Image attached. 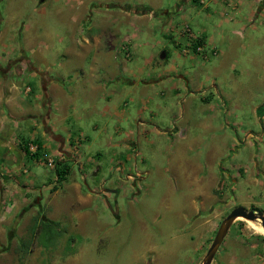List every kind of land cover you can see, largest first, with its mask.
I'll list each match as a JSON object with an SVG mask.
<instances>
[{
  "label": "crops",
  "instance_id": "obj_1",
  "mask_svg": "<svg viewBox=\"0 0 264 264\" xmlns=\"http://www.w3.org/2000/svg\"><path fill=\"white\" fill-rule=\"evenodd\" d=\"M44 1L40 0L39 3ZM70 1H76L78 6H85L88 3L83 0ZM89 1H91L90 7L106 8L108 11L118 10L123 15V19L130 18L131 25L142 21L145 16L157 19L168 27L164 36L172 38L175 33L178 40L175 41V48L171 53L163 49L157 57L152 55L149 60L145 59V64L147 63L145 67L138 66L131 70L126 66V56L120 60V63L116 62L120 58L118 53L114 54V51L116 49L125 51L128 48L117 47L115 44L117 38L113 32L102 33L100 38L88 36L82 40L85 45L92 44L96 47L103 44L108 53L96 50L90 59L87 75L79 67L54 73L51 69L54 65L69 66L73 62H80L82 57L76 55L74 59L60 60L52 55L53 53L46 55L50 46L47 43L48 38H43L45 33L41 35L40 26H37V33L34 31L35 27H27L26 30L22 28L16 32L6 28L1 29L0 19V44L5 45L3 40L7 38V31H13L14 34L7 40L13 49L11 51L16 53L14 56L0 54V176L3 177L0 179V264H72L70 260L76 254V251L68 252L67 255H63V252H67L65 248L71 239L70 233L79 230L65 231L66 233L56 244L45 247L34 237L32 225L35 220H44V218L60 223L61 227H67L68 225L63 221H71L72 218L82 222L89 214L79 213L78 210L91 205V196L89 194L81 196L78 185L71 184L73 186L70 188L75 190L77 198L58 199L57 195L62 187L55 177L43 189H34L37 190L38 195L32 202L28 197L29 184L9 183L11 179L20 176L19 172L25 167L26 159L35 163L42 162L54 173L56 164L60 162H66L70 167L72 164L76 165L81 173L89 172V167L94 164H96L95 171H100L96 161L81 151L83 144L89 141L88 136H84L79 127L73 129V124L70 122L72 115L78 109L77 82L74 76H87V81L90 80L91 85L90 83L87 85L85 81L81 82V85L85 88L83 93L89 96L87 99L92 108H95L98 98L94 93L102 92L99 95L101 111L98 113L108 115L111 119L109 122L107 120L100 129L94 126L96 135L105 134L109 148L117 147L128 151V153L120 152L121 159L112 160V164H117L114 170L122 173L124 178L113 182L114 190H101L99 195L108 197L113 192L118 193L119 191L115 190L121 189L123 184L129 182L134 186L138 180L144 179L142 174L149 172L137 170L135 164L138 177L129 173L132 160L140 155L138 146L141 141L153 144V140L149 138L151 134L166 136L170 129L162 130L151 114L149 117H143V112L135 107L125 111L122 106L126 104V98H129L132 106L153 105L163 112L165 108L157 104L151 95L156 93L157 86L164 83L185 110L181 118L183 127L180 130L175 128L172 131L174 134L177 135L183 129L185 133L193 125L199 126L200 132L216 131L219 128H214L215 121L218 122L222 118L225 126H221L220 130L232 126L230 130L235 133V137H228V142L222 139L223 136L215 140L212 138L214 143L205 155V163L200 161V151L197 156L187 158L184 162L185 180L188 187L193 190L191 206L197 204V200L201 206L202 199L208 195L213 199L210 204L213 206L209 205V209L197 210L193 207L188 215L197 222L195 231L202 240V247L209 234L215 229L212 214H216V210L224 211L226 205H231V200L226 202L223 197L226 190L233 197L236 189L249 188L248 184L264 188V92L249 86H241L240 75L249 77L250 70L241 69L240 73H237L235 62L223 70L224 62L228 58L227 56L224 58L225 53L219 52L217 48L225 43L233 45V42L224 36L225 31L222 29L224 26L231 28V34L240 36L241 31H245V24L264 20V0H208L209 5L205 0H174L175 4L168 9H161L160 1L153 3L151 0ZM210 3L214 7L228 8L235 15L228 20H221L215 26L212 25L213 30L211 29L210 33L201 26L195 34L191 31L185 33V30H176L174 23L178 16L187 22L188 12L195 17L205 11L217 12V9L212 10ZM125 5L146 8L148 13L127 12L122 9ZM239 25V30H236V26ZM135 31L131 36H125L123 42L139 40L143 31L138 32L137 28ZM69 41L71 45L78 44V39L73 37ZM197 41H201V44L195 48ZM35 43L43 44L44 49L33 51L32 47ZM200 46L202 49L198 50ZM133 48L135 51L139 50L136 44ZM210 55L217 57L211 59ZM200 72L205 74V80L201 81L198 78L197 73ZM253 73L256 74L255 71ZM225 76L227 80L224 79ZM205 81H210V84H205ZM263 83L264 81L260 83L261 87H264ZM138 91L145 92L140 96ZM194 99L198 101L194 102ZM143 110L148 111L145 107ZM197 110L199 114L198 112L196 114ZM132 111L136 112L138 119L130 124L127 123L128 129H121L120 122L127 120L126 116ZM239 130L243 132L240 137ZM119 135L123 138L120 137L116 141ZM35 141L40 144V150L37 149ZM26 147L30 152L29 156L25 153ZM228 150L231 152L230 155L227 154ZM36 152L38 157H32ZM227 156L229 157L225 159ZM250 164H255L256 170L252 169ZM25 171L23 169L22 172ZM46 189L51 192L52 199H45L42 192ZM6 194L18 196L8 202L4 199ZM215 206L221 208L213 209L214 211L209 213ZM248 206L250 210L261 211L264 214V210L257 203H249ZM25 216L27 221L23 223ZM252 227L262 233V228L255 225ZM228 235L229 231L225 238ZM222 245L223 242L220 249ZM259 245H264L262 234L250 228L236 230L225 244L228 247L219 252L221 253L219 260H213L211 264H246V261L239 262V259L249 255V248ZM147 253L149 254V250ZM148 254H145L139 264H155ZM260 260L264 264V254L260 255ZM253 263L251 261L249 264Z\"/></svg>",
  "mask_w": 264,
  "mask_h": 264
},
{
  "label": "rangeland",
  "instance_id": "obj_2",
  "mask_svg": "<svg viewBox=\"0 0 264 264\" xmlns=\"http://www.w3.org/2000/svg\"><path fill=\"white\" fill-rule=\"evenodd\" d=\"M39 1L0 0L1 29L6 28L18 32L22 28L26 30L27 27H35L34 31L37 33V26H40L41 35L45 33L43 38H48L47 43L50 46V50H47L46 55L53 53L52 55L57 56L60 60L64 58L74 59L76 55L82 57L80 62H73L69 66L63 67L64 64L62 66L61 64L54 65V67H51L54 73L79 67L87 75L90 59L96 53V50L108 53L103 44L96 47H93L92 44L90 46L85 45L82 40L88 38V36L100 38L102 33L113 32L117 38L115 42L117 47L126 46V49L128 48L125 51L123 49L114 51V54L118 53L120 58L116 62L120 63V60L126 56V66L131 70L138 66L145 67L147 65L145 59L149 60L152 55L157 57L163 49L171 53L175 48V41L178 40L175 33L172 38L165 37L164 34L168 31V27L157 19L145 16L142 21H137L134 25H131L130 18L128 20L123 19V15L118 10L108 11L106 8L90 7L91 1L89 0H83L85 3L88 2L85 6H78L76 1L70 0H67V2L65 0H45L43 3H39ZM126 1L130 2L131 0ZM151 1L153 3L160 1L161 9L172 8V5L175 4L174 0ZM205 2L209 5L208 0H205ZM210 7L212 10L217 9V12L207 13L205 11L196 17L188 12L186 14L189 17L187 22H184L183 18L178 16L174 23L176 30H187L189 28L188 30L195 34L201 26L210 33L213 30L212 25L215 26L221 20H228L235 15L233 11L222 6L214 7L210 3ZM207 14L210 15L207 16ZM239 27L240 25L236 26V30H239ZM136 28L138 32L143 31L142 37L136 41L126 40V42H123L125 36H131L136 32ZM229 28L224 26L222 29L225 31V38L231 40L233 45L225 43L217 47L219 52L225 53L224 58L226 56L228 58L224 62L223 70L227 66L230 67L234 62L236 63L237 73H240L241 69L250 70L251 75L249 77L240 75L241 86H249L264 92V87L260 86V83L264 81V20H257L254 24H245V31H241L240 36L231 34V28ZM13 34V31H7V38L3 40L5 45L0 44V54L16 55L15 52L11 51L13 49L7 40ZM71 37L78 39V44L71 45L69 41ZM135 44L139 46V50H134ZM39 49H44L43 44L35 43L32 47L35 52H38ZM216 57V55H210L211 59H216ZM115 70L119 72L118 69ZM197 76L201 81L205 80L204 73H197ZM76 77H79V75ZM76 77L74 76V80L76 79L77 82L78 100L76 104L78 109L72 115L73 118L70 122L73 124V129L79 127L83 135L88 136L89 141L83 144L81 151L96 161L100 171H95L96 164H94L89 167V172L81 173L77 166L72 164L67 179L58 183L62 187L57 195L58 199L69 198L75 200L77 198V194L74 193L75 190L70 188L73 186L71 184L78 185L81 196L87 194L91 196V205L78 210L79 213L89 214V216L84 217L82 222L76 218H72L71 221L69 220L70 222L65 220L63 222L68 225L67 227H61L60 223L55 222L63 233L62 236L66 233L65 231L79 230L73 231V233L69 232L71 239L66 244L65 249L67 252H63V255H67L68 252L76 251V254L70 260L72 264H139L143 261L145 254H148L147 250H149V258H153L155 264H202V260L221 221L232 209L243 207L250 210L248 204L257 203L264 210V188L248 184L249 188L236 189L233 192V197L226 190L223 197L227 200L226 202H229L230 199L231 205H226L224 211L216 210V214H212L214 215L213 224L215 229L209 234L202 247V240L195 231L197 222L188 215L192 212L193 207L197 210L199 208L209 209L213 199L208 195L202 199L201 206L198 204L199 200L196 201L197 204L191 206L193 190L188 187L187 180H185L186 168H184V162L187 158L197 156L196 154H199L200 151V161L205 163V155L214 143L213 140L223 136L222 139L228 142V137H235V133L230 130L232 126H226L225 130H220L221 126H225L222 118L218 122L215 121L214 128H219V130L200 132L199 126L193 125L185 133L183 129L177 135L174 134L172 131L175 128L180 130L183 127L181 118L185 110L174 99L165 83L157 86L156 93L151 95L157 104L165 108L163 112L153 105L135 104L132 106L129 98H126V104L122 106L125 111L135 107L143 112V117H149V114H151L156 118L155 120L162 130L170 129L166 136L151 134L149 138L153 140V144L141 141L138 146L140 155L132 160L129 173L138 177L135 164L137 170H148L149 172L142 174L144 179L138 180V183L134 186L129 182L123 184L121 189L115 190L119 191L118 193L113 192L108 197L99 195L98 193L101 190H114L113 182L124 178L122 173L114 170L117 164H112V160L121 159L120 152L128 153V151L117 147L109 148L105 134L96 135L97 132L94 126H98L100 129L111 118L108 115L98 113V111H101L99 95L102 92L94 93L98 98L95 102V108H92L87 99L89 96L83 93L85 88L81 85V82L84 81L88 85L90 80L87 81V76ZM100 79L103 82V79ZM224 79L227 80L228 78L225 76ZM205 84H210V81H205ZM144 92L138 91V94L142 96ZM197 101L198 99H194V102ZM144 107L148 111H144ZM197 112L199 114V110L196 111V114ZM137 117L135 111L130 112L126 116L127 120L121 121L119 127L128 129L127 123L130 124V122L137 120ZM254 127L256 128L255 125ZM222 133L223 135H221ZM242 133V130H239L238 136H242ZM120 137L123 138L122 135H119L116 141ZM230 142L232 143V140ZM227 154L230 155L231 152L228 150ZM228 157H225V159ZM250 167L256 170L255 164H250ZM23 169L26 171L22 172ZM23 169L19 172L20 176L17 179H11L9 183L11 185L17 183L29 184L28 191H30V194L28 197L33 202L38 195L37 190L34 189H43L47 183L52 182L56 175L42 162L35 163L30 159H26ZM2 178L0 176V179ZM31 183L33 184L31 185ZM42 193L46 200L52 199V194L48 189ZM17 196L6 194L4 199L9 202L10 199ZM101 200L103 203H101ZM233 205L238 206L234 207ZM219 207L221 208V206L213 207L209 213H212L213 209H220ZM26 218L25 216L23 223L27 221ZM253 225L261 228L259 221L248 222L237 219L230 228L229 235L224 239L223 245L221 249L219 248L220 250L214 260H219L221 254L219 252L228 247L225 244L228 243L230 236L236 230L250 228L252 231L264 236L263 231L261 233L258 229L252 227ZM249 252V255L244 258L245 260L240 258L239 262L246 261V264H249L253 261V264H263L260 255L264 254V245L249 248Z\"/></svg>",
  "mask_w": 264,
  "mask_h": 264
},
{
  "label": "trees",
  "instance_id": "obj_3",
  "mask_svg": "<svg viewBox=\"0 0 264 264\" xmlns=\"http://www.w3.org/2000/svg\"><path fill=\"white\" fill-rule=\"evenodd\" d=\"M123 10L131 13H138V14H146L148 13V10L146 8H133L131 6L125 5L122 7ZM201 44V41H197L195 44L196 46H199ZM37 145V149L40 150L41 146L40 144L35 141L34 142ZM26 155H30V152L28 150V147L25 148ZM36 154H33L32 157H38ZM70 165L66 162H60L57 163L55 166V175H56V181L58 183L63 182L66 180L67 175L70 172ZM32 231L34 234V237H36L45 247L49 245L56 244L58 240L62 237V232L58 226L57 223L52 222L50 220H35L32 225Z\"/></svg>",
  "mask_w": 264,
  "mask_h": 264
},
{
  "label": "water",
  "instance_id": "obj_4",
  "mask_svg": "<svg viewBox=\"0 0 264 264\" xmlns=\"http://www.w3.org/2000/svg\"><path fill=\"white\" fill-rule=\"evenodd\" d=\"M237 219H243L248 222L259 221L264 234V215L261 211L246 210L242 207L232 209L227 216L221 221L217 232L202 260V264H211L214 257L226 237L231 226Z\"/></svg>",
  "mask_w": 264,
  "mask_h": 264
},
{
  "label": "built area",
  "instance_id": "obj_5",
  "mask_svg": "<svg viewBox=\"0 0 264 264\" xmlns=\"http://www.w3.org/2000/svg\"><path fill=\"white\" fill-rule=\"evenodd\" d=\"M185 33H189V30L187 29V30H185ZM202 49V47L200 46L199 48H198V50H201ZM51 163V162H50Z\"/></svg>",
  "mask_w": 264,
  "mask_h": 264
}]
</instances>
